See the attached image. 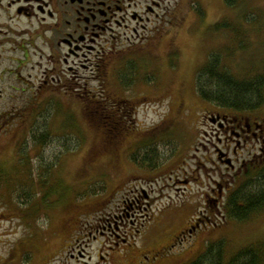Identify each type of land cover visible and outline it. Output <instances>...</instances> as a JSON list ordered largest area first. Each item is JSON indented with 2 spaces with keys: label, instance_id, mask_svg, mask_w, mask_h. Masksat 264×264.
Segmentation results:
<instances>
[{
  "label": "rangeland",
  "instance_id": "1",
  "mask_svg": "<svg viewBox=\"0 0 264 264\" xmlns=\"http://www.w3.org/2000/svg\"><path fill=\"white\" fill-rule=\"evenodd\" d=\"M161 1L156 32L109 41L106 52H123L107 70L90 71V60L59 71L31 52L0 72V264H186L222 240L226 259L264 247V207L240 221L226 211L248 180L225 166L230 142L213 122L232 112L196 92L212 53L238 77L264 72V0ZM109 90L131 101L132 118L97 108ZM44 129L40 144L33 132ZM150 144L153 169L132 158Z\"/></svg>",
  "mask_w": 264,
  "mask_h": 264
},
{
  "label": "flooded vegetation",
  "instance_id": "2",
  "mask_svg": "<svg viewBox=\"0 0 264 264\" xmlns=\"http://www.w3.org/2000/svg\"><path fill=\"white\" fill-rule=\"evenodd\" d=\"M161 5V0H0V72L19 71L31 52L46 56L48 66L59 71L78 70L79 64L89 68L83 61L90 60V71H101L103 66L107 70L111 64L108 60L123 52L111 46L106 52L109 41H116L115 48L124 37L141 39L149 30L156 32L158 27L148 24L159 18ZM20 51L24 54L21 58ZM75 57L85 60H70ZM105 57L107 60L101 61ZM254 112H221L217 120L213 118L230 142L225 152L232 166L225 165L227 169L235 171L238 163L239 170L246 174L264 167V115ZM222 185H218L221 197ZM191 230L185 229L180 238L191 235Z\"/></svg>",
  "mask_w": 264,
  "mask_h": 264
},
{
  "label": "trees",
  "instance_id": "3",
  "mask_svg": "<svg viewBox=\"0 0 264 264\" xmlns=\"http://www.w3.org/2000/svg\"><path fill=\"white\" fill-rule=\"evenodd\" d=\"M236 1L226 0L230 6ZM196 11L201 17L205 16L200 5L196 7ZM217 26L226 27L227 23L222 22ZM222 57L223 55L220 53H212L205 65L199 69L196 75L197 94L202 100L213 103L228 112L249 113L257 111L264 104V72L257 73L252 77H238L223 65ZM128 76L126 74L121 77L123 84L127 86L134 81V78L130 77L129 82H127ZM104 92L105 97H99L98 100L94 99L97 108L104 115L117 114L119 118H121L120 116L132 118L134 112L129 99H119L112 95L110 90ZM91 97H94L93 94H90ZM109 101L115 103L114 112ZM33 138L42 144L50 138V131L46 129L40 132L34 131ZM132 158L138 164L150 169L159 165H157L158 149L156 145L150 144L145 147L141 158H138L137 154H133ZM246 174L248 176L247 182L230 193L226 202L228 216L239 221L246 220L254 212L264 207V167ZM224 244L223 240L210 243L201 255L186 264H264V247L257 248L251 245L226 259Z\"/></svg>",
  "mask_w": 264,
  "mask_h": 264
},
{
  "label": "water",
  "instance_id": "4",
  "mask_svg": "<svg viewBox=\"0 0 264 264\" xmlns=\"http://www.w3.org/2000/svg\"><path fill=\"white\" fill-rule=\"evenodd\" d=\"M218 118H219V115H218Z\"/></svg>",
  "mask_w": 264,
  "mask_h": 264
}]
</instances>
